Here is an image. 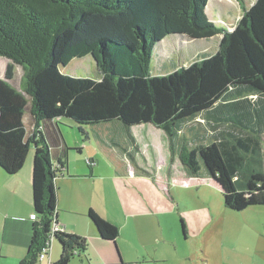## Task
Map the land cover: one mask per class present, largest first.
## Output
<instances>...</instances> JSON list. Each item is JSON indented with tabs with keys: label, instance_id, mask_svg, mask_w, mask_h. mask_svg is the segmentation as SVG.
Instances as JSON below:
<instances>
[{
	"label": "trees",
	"instance_id": "obj_1",
	"mask_svg": "<svg viewBox=\"0 0 264 264\" xmlns=\"http://www.w3.org/2000/svg\"><path fill=\"white\" fill-rule=\"evenodd\" d=\"M208 2L0 0V57L12 63L5 78L0 77V169L17 175L34 148L37 221L21 264L40 262L52 226L58 224L55 181L67 167L68 149L54 170L50 143L41 131L46 122L59 125L66 118L80 126L121 122L129 128L152 124L166 133L174 156L179 133L204 117L212 126L211 137L194 136V146L181 152L189 174L204 168L222 187L230 210L264 206V0H257L233 31L210 21ZM174 35L221 40L217 52L153 76L156 47ZM88 56L97 61L100 80L61 73V66ZM14 65L25 70L20 89L11 84ZM29 105L31 136L24 121ZM88 217L101 238H118L113 224L93 211ZM182 227L186 233L184 222ZM56 240L62 253L53 264H71L87 253L85 238L59 233Z\"/></svg>",
	"mask_w": 264,
	"mask_h": 264
},
{
	"label": "rangeland",
	"instance_id": "obj_2",
	"mask_svg": "<svg viewBox=\"0 0 264 264\" xmlns=\"http://www.w3.org/2000/svg\"><path fill=\"white\" fill-rule=\"evenodd\" d=\"M255 2L246 0V10H250ZM209 5L216 10L214 0ZM228 8L237 17L233 4ZM216 41L211 40L208 50L218 48ZM10 64L8 59L0 57L1 78H5ZM153 67L151 64V74L155 73ZM60 69L62 74L74 78L98 80L101 76L92 56L84 60L73 59ZM24 75V68L14 65L11 84L20 89ZM29 107L25 123L30 135L33 127L29 126ZM199 122L207 126L204 117ZM58 130L68 149L69 169L95 172L91 188L100 195L105 208L103 214L117 224H121V219L125 223L129 215L135 216L120 238V246L125 250L128 248L129 257L126 255L124 259L117 241L108 239L105 245L109 243L113 259L106 264H219L216 252L227 264H252L255 256L260 264H264V206L247 210L255 211L259 216L230 210L225 206L222 187L204 168L197 175L189 174L180 156L185 146H194L192 130L185 134L187 140L176 139L174 156L166 133L152 124L132 128L121 122L80 126L63 118ZM54 147L50 144V148ZM57 152L54 149L53 156ZM176 179L177 183L173 181ZM182 222L186 224V233ZM147 231L150 237L144 236ZM136 239L140 241V247L147 244L152 252L154 250V255H146L148 259L142 256L134 263L136 258L131 250L138 246L131 241ZM53 247L52 262L58 261L62 253L57 240ZM38 264H49V261ZM71 264L89 263L82 255Z\"/></svg>",
	"mask_w": 264,
	"mask_h": 264
},
{
	"label": "crops",
	"instance_id": "obj_3",
	"mask_svg": "<svg viewBox=\"0 0 264 264\" xmlns=\"http://www.w3.org/2000/svg\"><path fill=\"white\" fill-rule=\"evenodd\" d=\"M224 1L229 3L228 5L233 4L235 11L237 10V17H235V14H231L227 3ZM209 2L206 12L210 21L217 27L224 28L228 31H233L237 27L244 13L247 11L245 8L246 0H244L243 5L238 0H214L216 3L215 11L210 8ZM211 40H217V47L219 48L221 37H215L210 40H191L185 36L174 35L165 38L154 51L151 64L154 66L153 70L155 73L152 75H168L182 67H187V65H190L198 59L217 52L218 48L216 50H208ZM188 55L189 57H187ZM167 65L172 68L169 69ZM31 125L34 129V120L32 117H30L29 126ZM207 126H202L200 122L192 123L191 126H185L183 132H180L177 138L180 140L184 139L186 137L185 134L189 130H192V139L194 136L196 138L199 134L201 139L203 136L209 139L212 135V129H210L212 126ZM41 131L48 142L55 146L51 148L53 149L51 150V159L53 168L56 170L59 168V160L64 161V152L65 148H67L66 144L64 139L62 141L59 136L60 133L56 122L43 123L41 125ZM31 135L32 133L29 136ZM54 149L58 151L55 156H53ZM33 160L34 148L32 153L30 152L24 168L17 175H8L0 169V264H21L27 257L31 245L34 223L37 221L33 201ZM53 160L56 161V164H54ZM94 173L91 169L90 171H72L69 169L67 154V167L58 172L55 181L58 195V225L67 234H73L87 239L88 248L85 257L89 264H106L108 261H111V258L113 259V255L110 253L109 243L105 245V241L107 240L101 238L97 227L89 219V212L93 211L101 220L117 227L119 236L115 241H117L124 259L126 255L129 257L130 253H126L127 251L129 252L128 248L125 250L120 246V238H123L124 228L129 224L130 219H134L135 216L133 214L129 215L125 218L127 219L125 223L124 219L123 221L121 219V224H117L111 221L108 215L103 214L105 208H103L104 205L101 203L100 195L91 188V182L95 178ZM173 181L177 183L178 179ZM184 184L186 183L184 182ZM247 212L259 216L255 211ZM80 218H86L88 221H83ZM255 228H257V225H255ZM134 235L136 237L139 236L136 233ZM144 236L150 237L151 234L147 231ZM131 244L138 246L131 250L132 255L136 258L134 263L139 262V258L142 256L148 259V256L152 257V253L154 255V250L152 252L147 244L140 247V241L138 239L132 240ZM258 251L260 252V250ZM52 253L49 264L57 261L52 262ZM216 255L219 256V264H227L218 252H216ZM121 262H123L122 258ZM251 263L260 264L256 256L252 259Z\"/></svg>",
	"mask_w": 264,
	"mask_h": 264
},
{
	"label": "built area",
	"instance_id": "obj_4",
	"mask_svg": "<svg viewBox=\"0 0 264 264\" xmlns=\"http://www.w3.org/2000/svg\"><path fill=\"white\" fill-rule=\"evenodd\" d=\"M59 233H65V230L61 227H59L58 224H54L52 226L51 232L49 237L47 238L44 247L39 255V261L44 262V261H51V253L53 249V245L55 243L56 235ZM77 255V253H75ZM51 264V263H50Z\"/></svg>",
	"mask_w": 264,
	"mask_h": 264
},
{
	"label": "water",
	"instance_id": "obj_5",
	"mask_svg": "<svg viewBox=\"0 0 264 264\" xmlns=\"http://www.w3.org/2000/svg\"><path fill=\"white\" fill-rule=\"evenodd\" d=\"M94 59V58H93ZM94 61L96 62V64H97V61L94 59ZM97 67H98V64H97ZM102 78V74H101V76L99 77V79L98 80H100Z\"/></svg>",
	"mask_w": 264,
	"mask_h": 264
}]
</instances>
